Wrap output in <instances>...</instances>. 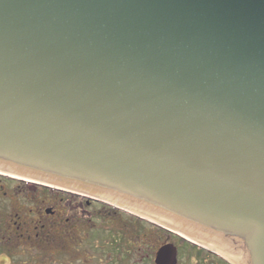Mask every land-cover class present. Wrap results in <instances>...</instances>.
<instances>
[{
  "label": "water",
  "instance_id": "95a60500",
  "mask_svg": "<svg viewBox=\"0 0 264 264\" xmlns=\"http://www.w3.org/2000/svg\"><path fill=\"white\" fill-rule=\"evenodd\" d=\"M0 176L264 264V0H0Z\"/></svg>",
  "mask_w": 264,
  "mask_h": 264
},
{
  "label": "flooded vegetation",
  "instance_id": "af4514ba",
  "mask_svg": "<svg viewBox=\"0 0 264 264\" xmlns=\"http://www.w3.org/2000/svg\"><path fill=\"white\" fill-rule=\"evenodd\" d=\"M32 185L35 186V192L46 194L51 190V188ZM27 187L32 188L30 185ZM56 191L60 192V190ZM61 192L70 195L63 194L61 198L44 195L37 196L35 200L31 197L25 198L30 203L32 201L40 204L37 212L31 209L26 216L20 214L15 217L9 216L7 221L0 222V264H158L156 262L158 253L164 247H169L172 253H176L174 264H234L210 248L158 228L142 218L121 211L116 212L114 209V214L129 217L137 221L138 225L149 226L155 234L159 232L164 236V242L157 247L155 242L147 249L141 238L132 239L133 242L129 243L127 232L113 234L106 222L110 218H99L104 222L101 226L96 227L95 224L90 229L88 239L85 241L87 246H84L90 253V258L82 263L79 253L82 245L80 234L82 217L78 202L75 200L81 197L87 204L103 205L111 210L112 208L81 195ZM50 202L52 205L48 206ZM88 217L92 220L94 214H89ZM113 238L116 239L115 245L112 244ZM55 242L57 245L50 251L49 247H53Z\"/></svg>",
  "mask_w": 264,
  "mask_h": 264
},
{
  "label": "rangeland",
  "instance_id": "374dc122",
  "mask_svg": "<svg viewBox=\"0 0 264 264\" xmlns=\"http://www.w3.org/2000/svg\"><path fill=\"white\" fill-rule=\"evenodd\" d=\"M10 178H2L0 176V222H4L8 220V217H15V215H22L26 216L31 209L34 210V212H37V208L39 207L40 204L36 203H31L25 198H33L34 200L37 199V196H61L64 195H70V194H65L56 191V190H50L47 191V193H43L40 191L35 192V186H33L30 183L27 182H21V181H10ZM13 180V179H12ZM27 185L32 186V188H28ZM64 194V195H63ZM32 199V200H33ZM78 202L79 205V211L81 212V242L82 245L80 246V259L81 262H85V260H88L90 258V253L84 248L86 245L88 239V233L91 228L94 227L96 224V227H99L103 224L104 220L99 218L108 217L110 219H107V227H109L112 230L113 234H119V232L123 233L127 232L129 239V243L133 242L132 239L138 240L142 239L143 240V245L144 247L151 248L155 242H156V247L158 245H161L162 242H164V236L160 234L159 232H154V230L151 229V227L146 226V225H138L137 221L130 219L129 217L122 216L120 214H114L115 211L119 210H112L109 209V207H104L103 205H98L94 203L87 204L86 200L84 198H79V200H75ZM51 202L48 204V206H51ZM89 214H94V218L92 220L89 219L88 215ZM89 221V222H88ZM157 231V230H156ZM112 234V235H113ZM115 240L113 238L112 244H116ZM80 242V244H81ZM103 242V241H102ZM53 247L50 246L49 250L52 251L55 246L57 245V242L53 243ZM96 244H99V242H96ZM138 244V243H137ZM140 244V242H139ZM138 244V245H139ZM89 245V243H88ZM87 246V245H86ZM153 248L151 249L150 253L152 252ZM157 250V248H156ZM52 255V253H51ZM47 258V257H44ZM55 258V257H54Z\"/></svg>",
  "mask_w": 264,
  "mask_h": 264
}]
</instances>
